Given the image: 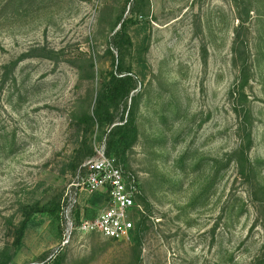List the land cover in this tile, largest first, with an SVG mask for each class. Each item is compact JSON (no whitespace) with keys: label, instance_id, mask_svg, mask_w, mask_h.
Instances as JSON below:
<instances>
[{"label":"rangeland","instance_id":"1","mask_svg":"<svg viewBox=\"0 0 264 264\" xmlns=\"http://www.w3.org/2000/svg\"><path fill=\"white\" fill-rule=\"evenodd\" d=\"M118 67L135 88L112 124L85 122ZM98 141L139 183L134 229L62 245ZM0 264H264V0H0Z\"/></svg>","mask_w":264,"mask_h":264},{"label":"built area","instance_id":"2","mask_svg":"<svg viewBox=\"0 0 264 264\" xmlns=\"http://www.w3.org/2000/svg\"><path fill=\"white\" fill-rule=\"evenodd\" d=\"M92 150V155L81 163L75 180L66 186L59 203L65 235L62 245L68 242L75 230L121 240L129 238L134 229L131 215L138 206L136 200L140 195L136 177L125 174L115 159L107 155L104 141L95 142ZM81 192L88 196L101 193L106 197L107 205L93 218H80L77 223L75 210Z\"/></svg>","mask_w":264,"mask_h":264},{"label":"trees","instance_id":"3","mask_svg":"<svg viewBox=\"0 0 264 264\" xmlns=\"http://www.w3.org/2000/svg\"><path fill=\"white\" fill-rule=\"evenodd\" d=\"M124 25H122L123 28ZM119 33L120 32L116 33L115 37H118L120 35ZM123 34L126 33L124 32ZM121 71V68L118 67L116 72H111L103 78L95 97V105L92 115L84 113L82 120L87 123L96 122L99 125H108L114 122L113 110L122 102L126 101L130 92L135 88L132 76L130 74L122 73ZM130 128H133V125L129 120H125L119 125H114L109 131L110 141L108 142V147L112 148L117 144L122 143L129 133L128 130H131ZM115 133L120 134V139L118 141L114 140ZM141 223H144L143 219L141 220ZM24 226V222L21 223V226L17 231V237L15 240L16 244L20 241Z\"/></svg>","mask_w":264,"mask_h":264}]
</instances>
